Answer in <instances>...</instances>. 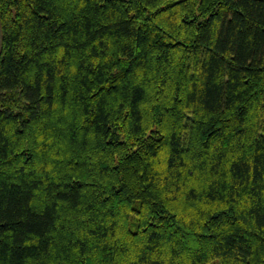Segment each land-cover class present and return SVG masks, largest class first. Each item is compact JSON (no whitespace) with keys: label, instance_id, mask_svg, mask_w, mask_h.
I'll use <instances>...</instances> for the list:
<instances>
[{"label":"trees","instance_id":"obj_1","mask_svg":"<svg viewBox=\"0 0 264 264\" xmlns=\"http://www.w3.org/2000/svg\"><path fill=\"white\" fill-rule=\"evenodd\" d=\"M264 264V0H0V264Z\"/></svg>","mask_w":264,"mask_h":264},{"label":"rangeland","instance_id":"obj_2","mask_svg":"<svg viewBox=\"0 0 264 264\" xmlns=\"http://www.w3.org/2000/svg\"><path fill=\"white\" fill-rule=\"evenodd\" d=\"M213 264H219V262H218V261H216V262H214Z\"/></svg>","mask_w":264,"mask_h":264}]
</instances>
